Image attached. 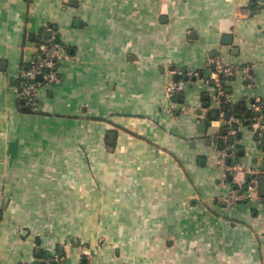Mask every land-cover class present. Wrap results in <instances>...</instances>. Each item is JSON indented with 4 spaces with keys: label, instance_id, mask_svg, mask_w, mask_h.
Wrapping results in <instances>:
<instances>
[{
    "label": "crops",
    "instance_id": "0c3cea01",
    "mask_svg": "<svg viewBox=\"0 0 264 264\" xmlns=\"http://www.w3.org/2000/svg\"><path fill=\"white\" fill-rule=\"evenodd\" d=\"M50 30L61 81L29 110L14 89ZM215 60L248 70L228 102ZM177 69L197 76L168 98ZM261 102L264 0H0V264H264L262 203H226L249 173L218 162L233 143L264 166Z\"/></svg>",
    "mask_w": 264,
    "mask_h": 264
},
{
    "label": "built area",
    "instance_id": "2783aa9c",
    "mask_svg": "<svg viewBox=\"0 0 264 264\" xmlns=\"http://www.w3.org/2000/svg\"><path fill=\"white\" fill-rule=\"evenodd\" d=\"M64 47L58 41L56 32L50 30V36L40 43L36 48V56L31 59L21 73V80L19 85L16 86L14 92L23 100L24 106L29 110H36L38 107V90L40 87L48 86L52 87L58 85L61 81L59 73L60 64L62 62V53ZM215 66V74L210 80H207L215 89V98L220 102L224 97L225 102L229 101L226 96L223 79H234L236 77L247 79L248 70L235 65H224L220 61H213ZM177 79H169L165 86V94L168 98H173L184 89V82L181 79L183 76L196 77V72H187L177 69L172 71ZM41 76V79H37ZM258 111L264 115V104L261 102L257 106ZM222 122L227 127L228 133L231 137L237 134L236 120L229 117V119ZM262 130V129H261ZM261 137V133H258ZM264 143V139H263ZM219 164L223 167L224 174L223 179L233 176L236 172L241 170H247L249 173L248 180L245 187H232L230 188L227 196V205L234 207L239 203L260 202L263 206L264 215V196L260 195L259 179L264 176V166L261 169H243L236 158L235 144L225 145L222 150L219 151L218 157ZM40 264H63V257L57 254L47 255L41 259Z\"/></svg>",
    "mask_w": 264,
    "mask_h": 264
},
{
    "label": "water",
    "instance_id": "95a60500",
    "mask_svg": "<svg viewBox=\"0 0 264 264\" xmlns=\"http://www.w3.org/2000/svg\"><path fill=\"white\" fill-rule=\"evenodd\" d=\"M213 66H214V64H213ZM37 79L38 80L41 79V76H38ZM221 101H225L224 97L221 98ZM223 109L225 110V107ZM230 116H231V114L227 113L224 116V118L227 120V119H229ZM235 117H237V116H235ZM232 141H233V139L229 138V142H232ZM219 143L221 144L222 142L220 141ZM259 188H260V195L264 196V176L260 177V179H259Z\"/></svg>",
    "mask_w": 264,
    "mask_h": 264
}]
</instances>
